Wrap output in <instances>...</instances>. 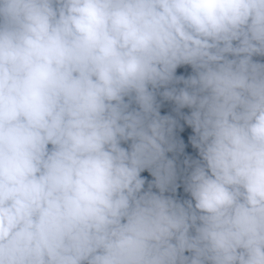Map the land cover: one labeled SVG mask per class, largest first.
Segmentation results:
<instances>
[{
	"label": "clouds",
	"instance_id": "9594fccd",
	"mask_svg": "<svg viewBox=\"0 0 264 264\" xmlns=\"http://www.w3.org/2000/svg\"><path fill=\"white\" fill-rule=\"evenodd\" d=\"M0 264H264V0H0Z\"/></svg>",
	"mask_w": 264,
	"mask_h": 264
},
{
	"label": "trees",
	"instance_id": "16d2710c",
	"mask_svg": "<svg viewBox=\"0 0 264 264\" xmlns=\"http://www.w3.org/2000/svg\"><path fill=\"white\" fill-rule=\"evenodd\" d=\"M188 132H189V130H186L185 133L181 134V135H182V138H184L185 141H186V137H185V135H188ZM143 175L147 176L148 174H147V173H144Z\"/></svg>",
	"mask_w": 264,
	"mask_h": 264
}]
</instances>
